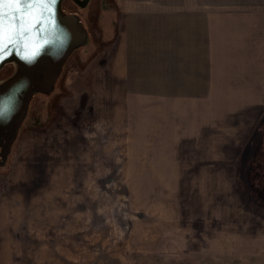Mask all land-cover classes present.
<instances>
[{"label": "crops", "instance_id": "crops-1", "mask_svg": "<svg viewBox=\"0 0 264 264\" xmlns=\"http://www.w3.org/2000/svg\"><path fill=\"white\" fill-rule=\"evenodd\" d=\"M100 1L93 5L101 14L98 35L109 33V44L89 73V126L102 145L95 149L108 152L110 166L139 168L141 181L222 184L185 196L204 222L178 227L174 217L163 234L172 233L175 248L179 233L190 244L204 234L206 262L264 264V208L238 184L245 130L237 143L214 139L215 121L228 128L245 119L246 104L251 119L262 102L264 14L166 0Z\"/></svg>", "mask_w": 264, "mask_h": 264}, {"label": "rangeland", "instance_id": "rangeland-1", "mask_svg": "<svg viewBox=\"0 0 264 264\" xmlns=\"http://www.w3.org/2000/svg\"><path fill=\"white\" fill-rule=\"evenodd\" d=\"M98 1L80 5L61 0V14L77 19L85 38L52 83L37 78L11 144L0 156V264H220L206 262L201 252L204 234L190 244L179 233L175 248L172 233L167 236L163 230L173 227L174 217L178 227L181 221L204 222L192 215L198 208L185 196H191L188 191L218 190L222 184L141 181L139 168L110 166L108 152L95 149L102 145L94 144L89 126V73L109 44L104 38L109 33L98 35L101 14L98 18L93 7ZM103 1L117 6L120 0ZM166 1L187 9L207 5L215 12L264 14V0ZM103 18L112 22L111 17ZM105 28L112 30L110 25ZM18 68L15 60L5 62L0 85ZM262 84L255 116L248 117L253 108L246 104L245 119L230 120L228 128L215 121L214 139L223 145L237 143L245 130L237 151L238 184L264 208V80ZM71 137L74 144L69 146ZM222 153L215 151V156Z\"/></svg>", "mask_w": 264, "mask_h": 264}, {"label": "water", "instance_id": "water-1", "mask_svg": "<svg viewBox=\"0 0 264 264\" xmlns=\"http://www.w3.org/2000/svg\"><path fill=\"white\" fill-rule=\"evenodd\" d=\"M76 1L85 5L88 0ZM60 2L3 5L0 67L15 60L19 68L0 85V156L11 144L17 122L37 86V78L40 76L52 83L66 57L85 38L83 29L76 26L77 19L63 17Z\"/></svg>", "mask_w": 264, "mask_h": 264}, {"label": "snow or ice", "instance_id": "snow-or-ice-1", "mask_svg": "<svg viewBox=\"0 0 264 264\" xmlns=\"http://www.w3.org/2000/svg\"><path fill=\"white\" fill-rule=\"evenodd\" d=\"M50 2L53 5L55 4L56 0H0V53H2L3 49V5L5 3H12V4H26V3H45ZM17 13L19 10H15Z\"/></svg>", "mask_w": 264, "mask_h": 264}, {"label": "flooded vegetation", "instance_id": "flooded-vegetation-1", "mask_svg": "<svg viewBox=\"0 0 264 264\" xmlns=\"http://www.w3.org/2000/svg\"><path fill=\"white\" fill-rule=\"evenodd\" d=\"M1 149H2V148H1V146H0V151H1Z\"/></svg>", "mask_w": 264, "mask_h": 264}]
</instances>
